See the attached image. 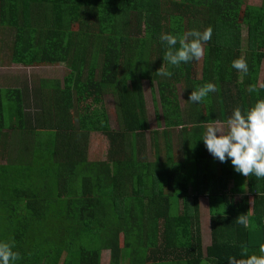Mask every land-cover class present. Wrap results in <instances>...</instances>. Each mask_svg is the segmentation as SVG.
<instances>
[{
  "label": "trees",
  "instance_id": "trees-1",
  "mask_svg": "<svg viewBox=\"0 0 264 264\" xmlns=\"http://www.w3.org/2000/svg\"><path fill=\"white\" fill-rule=\"evenodd\" d=\"M208 27L212 37L199 61L178 68L163 61L161 33ZM1 51L12 63L64 69L61 80L0 87V240L15 241L22 257L15 264H99L102 250L118 264L122 249L131 258L124 264H228L242 244L258 251L264 179L214 159L200 138L207 123L264 98V89L246 90L264 83V0H0ZM241 57L248 64L243 84L231 67ZM161 66L173 75H157ZM142 80L159 106L161 125L151 130ZM207 82L218 91L190 101ZM107 92L116 129L105 110ZM147 131L150 159L143 154ZM92 132L106 139L102 160L87 159ZM241 214L249 227L237 222Z\"/></svg>",
  "mask_w": 264,
  "mask_h": 264
},
{
  "label": "clouds",
  "instance_id": "clouds-1",
  "mask_svg": "<svg viewBox=\"0 0 264 264\" xmlns=\"http://www.w3.org/2000/svg\"><path fill=\"white\" fill-rule=\"evenodd\" d=\"M211 37V27L203 31L193 28L183 34L161 33L160 41L166 45L163 61L177 68L193 60L199 61L204 55V43ZM231 67L241 73L238 82L243 84L244 75L248 73L247 61L242 57L234 59ZM156 73L164 77L173 75L163 66ZM260 89H264V83L250 84L246 90L258 94ZM216 91L217 86L207 82L191 91L188 99L199 103ZM200 139L214 159L221 163L230 160L234 170L245 177L264 179V98L244 109L235 107L223 120L207 123ZM236 219L249 227L247 215L241 214ZM14 249V240H0V264H15L22 258ZM227 261L228 264H264V242L259 244L257 252H250L247 245L242 244L239 257L229 256Z\"/></svg>",
  "mask_w": 264,
  "mask_h": 264
},
{
  "label": "rangeland",
  "instance_id": "rangeland-1",
  "mask_svg": "<svg viewBox=\"0 0 264 264\" xmlns=\"http://www.w3.org/2000/svg\"><path fill=\"white\" fill-rule=\"evenodd\" d=\"M260 0H246L248 4H255L258 5ZM72 29L76 28V23H73L71 25ZM245 39L246 34L244 28H242L241 36H240V46L241 48L245 47ZM10 63V62H8ZM9 66V67H8ZM7 70L4 69L0 70V85L3 86H10L13 87L16 85L15 79H17L18 83H23L26 86L32 88L37 86V82L40 78H57L61 80L62 74H63V65L62 64H54V65H46V66H24L18 64L16 67L12 68V65H8ZM20 66V69H16ZM9 73V74H7ZM20 77V79H19ZM21 80V82L19 81ZM141 91L143 95L144 100V106L146 111V117L149 124V130L156 127V123L161 125L160 121V115L158 117V120L155 119L154 116V103L156 106V111L159 106L157 104V98L156 94L154 92V88L149 86L147 80L141 81ZM183 100V99H182ZM103 101L105 104V110L108 114L109 119V125L112 129L117 128V122L115 119V111H114V98L113 95L110 92H107L104 97ZM154 101V102H153ZM179 102L181 103V97L179 95ZM159 113V112H157ZM148 137H149V131L144 133V139L146 143L144 144L143 148V154L147 159H150L153 157L152 147L148 144ZM87 152L86 156L89 160H102L105 158L106 148H107V142L103 135H101L99 132H92L89 135V140L87 142ZM25 183V181H24ZM19 188H30L33 185H30V183L23 184L22 183H16ZM12 186V185H11ZM7 188V186L5 187ZM9 187L8 189H10ZM32 190L34 191V188L32 187ZM35 192L39 193L38 190L35 188ZM248 199V198H247ZM198 216H199V229H200V238H201V245L205 246L209 242V230H208V212H207V205L204 197L198 198ZM136 256L133 258L135 261L138 262V258L141 254H144L142 250L136 251ZM131 260V258H128L127 250L122 249L120 251V256L118 259V264H124ZM99 264H110L109 263V253L107 250H102L100 252L99 257Z\"/></svg>",
  "mask_w": 264,
  "mask_h": 264
},
{
  "label": "crops",
  "instance_id": "crops-1",
  "mask_svg": "<svg viewBox=\"0 0 264 264\" xmlns=\"http://www.w3.org/2000/svg\"><path fill=\"white\" fill-rule=\"evenodd\" d=\"M2 54V51L0 52V55ZM6 55H5V53L3 52V55H2V58L0 59L1 61H0V70L1 69H4L5 68V71L7 70V68L9 67L8 65H12V68H14V67H16L17 65H18V63H12V62H10V63H8L9 61H8V59L5 57ZM21 66H22V64H20ZM8 66V67H7ZM18 68L20 69V66L19 67H17L16 69L18 70ZM19 71V70H18ZM19 73H20V71H19ZM7 74H9V73H7ZM19 79H20V77H19ZM20 82H21V80H19ZM15 83H16V85L15 86H13V87H20V86H22V83H18V81H17V79H15ZM0 87H2V88H9L10 86H3V85H0ZM241 180V179H240ZM242 180H243V176H242ZM231 182V179L229 180V182H228V187H229V183ZM228 187H227V190H225V194L227 195V197H232L233 195L230 193V190L228 189ZM202 197H204L205 198V201H206V205H207V200H206V197L205 196H202ZM234 202V201H233ZM249 204H248V208H250V203H251V195H248V201H247Z\"/></svg>",
  "mask_w": 264,
  "mask_h": 264
}]
</instances>
